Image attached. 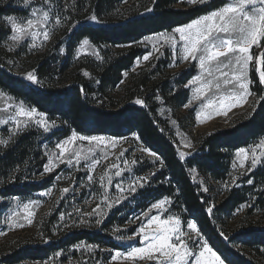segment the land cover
<instances>
[{
    "label": "rangeland",
    "instance_id": "374dc122",
    "mask_svg": "<svg viewBox=\"0 0 264 264\" xmlns=\"http://www.w3.org/2000/svg\"><path fill=\"white\" fill-rule=\"evenodd\" d=\"M50 3L52 5L51 15L53 17V20H50L49 22L51 25L50 31L52 33L51 39L47 42H43L41 46V37L37 41V47H32L31 40L26 39L25 41H21L18 46L13 47L12 41L10 40V25L5 20L9 15L5 14V9L7 7L20 9V14L10 16L26 20L27 18H31L32 8L41 6L46 8L47 6L44 4V0H33L28 6H25L24 0H0V28L4 31V38L0 42V62L12 74L24 79L30 84L33 83L26 79V74L29 71H33L38 77V82L33 85L46 87L50 86V78H47L44 75L42 78H39L36 73L37 69L44 63L51 61L58 52L61 54L64 53L63 46L61 48L59 47L66 41L68 32L73 28L72 25L77 21L80 25H105L104 22L98 19L97 21H92L90 19L93 14L90 13L88 0H50ZM127 6L128 5L120 6L115 9L112 13L113 19L116 21L125 19L130 16V13L135 11H128ZM137 8H139V5L136 6V9ZM57 15L60 16L62 20L60 25L54 24V18ZM172 31L173 30L162 33L170 34ZM159 34L148 36L129 46L142 52L141 57L138 58L141 63L137 66L136 60L134 66L130 70L124 72L127 73V76L123 74L121 82L122 88L120 87V89L112 91V94L115 100L121 104L128 102L135 103L137 98L145 101V105L142 106H146L148 103H153L151 101H154V103L158 105V116L164 123L163 128L172 136L176 143L178 153L183 151L187 154L183 158L186 159L197 151L199 142L203 137H206L215 131L230 129L239 122L247 120L254 113L260 98L252 91V85H254L253 77H259V75L255 68L250 66L249 78L252 83L249 85V89L252 94L249 95L247 103L233 108L227 116L213 115L211 119L202 123L198 122L196 120V113L200 110L199 105L202 102H206V98L204 101H194L190 107L185 108L184 105L192 98V88L195 86L189 85V87H185L189 81L184 85H180L185 74H187V71H194V77L200 73L198 62L191 60L188 62L181 61L180 52L177 53V57L174 61L170 46L167 44L161 46L162 42L156 39ZM176 35L178 36V34ZM81 43L72 54V58L69 62V70L66 72L65 77L62 78V80L64 79L63 86H68L72 81H75L79 73L84 74L86 71L89 73L87 76L89 78L94 75V73L98 74L99 70L105 65V56H109L112 53L123 52L127 49L125 47L117 48L107 45H97L90 41V46H85V48L81 50ZM153 44L160 49L159 52H154ZM10 47L11 50H9ZM149 52H153V55L148 61H143V56L147 55ZM260 52H264V41L261 42V47L257 48L253 46L251 49V53L254 57ZM160 53H163V55L161 56ZM156 57H159V59ZM173 63L176 64L175 67L172 66ZM255 63L254 60L253 64ZM84 67H89L91 71L86 70ZM260 67L261 70H264V65H261ZM57 79L58 82H60L59 80L61 77H58ZM55 81L57 82V80ZM260 84L264 85L261 82ZM180 86L183 90H188V102L185 104H179V100L174 99L166 101L163 98L162 93L165 92L168 93L169 97H171V95L177 96L178 93L176 90ZM0 92L4 94L3 96H0V109H3L8 105L12 106L8 108V113L0 112V119H5L8 114L13 113V109L22 101L14 98L1 88ZM209 95H211V93H209ZM157 97H160V99H157ZM23 104L26 108H34L27 106L25 103ZM20 119L22 122L26 120V118L23 117ZM46 119L49 125H51V122L53 121L56 125L55 127H51V130L48 132H44L42 127L35 124V118L28 122L27 127H24L22 123L19 129H16L11 121L6 125L0 124V139L8 141L6 146L0 145V153L8 149L14 139L23 135L27 131H31L32 137L35 138V141L32 144V155H35L34 153L38 152L39 158L33 156L27 163V167L22 169V181L24 183L40 184L45 180H49L47 189L34 193L32 196H28V198L20 196L4 199L0 198V262L6 254L11 253L14 250L35 247L37 245H47L49 242L61 239L71 232L84 229L101 231L102 225L108 220L109 216L112 215L110 225L104 228L102 232L104 231L106 235L124 245L125 248L123 250L111 249L100 244L80 242L78 244L84 245L83 248L77 249L75 247L77 244H75L68 247L66 250L58 252L59 255H57V253L47 260L37 262L26 260L20 264H85V262H87V264H131L130 261L119 258L117 260H112L111 257L116 251L126 253L130 251L132 247L143 246L140 237H135L131 241L127 240V237L133 236L141 225V220H136V217H142V213L154 203L150 198H147V195H149L152 192L151 190L159 183L157 179L159 174L163 171L164 166L160 167V162L155 160V157L138 150L140 147H147L144 146L141 139H135V137L138 136L137 134H132L124 138L109 135H92L105 137L106 140L116 139L120 142L115 148L109 147L106 149V160L104 159V152H102L100 148L96 149L95 158L100 159L101 163L95 167L93 172H90L86 162L81 160L80 164L76 167L67 164H60L59 167L54 169V171L45 173L44 167L48 164L49 154L53 152L58 154L59 150L55 145L69 138L73 131L70 130L68 136L59 138L60 135L63 134L61 130L68 129L64 126L67 124L61 122L59 118L54 119L47 115ZM173 121L176 123L173 124ZM65 132L66 130H64V133ZM57 133H60V135H57ZM79 134L84 135L81 133ZM9 137H11V139H9ZM260 140H264V136L245 148L249 150L247 153L249 157L248 159H245L243 155L238 157L236 155L238 150L233 154L230 171L225 181L213 182L209 176H203L197 171H192L194 180L200 182L208 189V191H211L214 197H216L215 201L221 200L223 195L228 193L229 188H242L245 179H254L253 175L264 169V156H261L255 169L248 171L251 166L252 149ZM93 144L94 142L90 144L88 141L78 140L73 147L86 150L88 147H92ZM185 144H190L191 146L185 147ZM124 149H127V151L124 152V156L120 160H117L116 157L119 156L120 152ZM261 151H264V148H256V154L258 156ZM123 160H128L129 162L136 160L137 163L130 164V170H126L122 177L113 176L115 169H110L107 172V175L113 176V186L110 188L108 195L110 200L115 199L120 195H128V199L123 200L120 204H114L113 207L109 209L107 208L106 203L103 202L104 189L100 187L99 177L104 175L105 170L113 163H118L123 167ZM234 164L235 167H233ZM241 164H243V167H241ZM153 172L155 175H150V173ZM89 174L93 175V181L91 182L87 179ZM137 176L148 177V180L143 188L138 189L134 198L127 192L123 194L119 193L114 187L116 182L122 180L123 186L126 188L129 181ZM233 177H236L234 183L232 182ZM225 182L228 183L227 188L224 186ZM64 188H69V192L64 193L62 191ZM45 193H47V195H45ZM165 197H162L161 199ZM168 198H170L172 203L171 205H166L169 211L164 214V217L169 214L177 215L173 197ZM251 200L252 199H249L239 208L237 211L238 215L245 214L247 205L251 204ZM30 201L37 202L36 204L31 205L29 209V211L35 213V215L31 217V224H29L26 219L27 212L23 207V205L29 204ZM97 204L101 205L100 211L104 213L103 222L100 225H96L95 223V220L98 217H88L84 215V213L91 212ZM143 207H145V210H143ZM14 213H19V215H14ZM151 214H156L155 210ZM61 216L64 217L63 220L61 219ZM10 217L11 219H9ZM239 217L241 218L242 216ZM248 217L252 221V224L257 223L258 225L264 226V211L263 215L257 211L249 214ZM81 220H87L88 224H81ZM129 221H134V223H129ZM188 222H192V220H189ZM21 224L23 227L19 226ZM232 224L234 225L235 222H232ZM186 225L187 224L182 220V230L189 231ZM117 228L120 229L119 232L115 231ZM192 235L193 237L195 236L194 233ZM116 236H123L124 240H117ZM204 239L206 238L204 237ZM189 243L191 244V241ZM88 245H95L98 247L89 251L87 247ZM139 264H151V262L145 261L139 262Z\"/></svg>",
    "mask_w": 264,
    "mask_h": 264
},
{
    "label": "trees",
    "instance_id": "16d2710c",
    "mask_svg": "<svg viewBox=\"0 0 264 264\" xmlns=\"http://www.w3.org/2000/svg\"><path fill=\"white\" fill-rule=\"evenodd\" d=\"M228 2L210 0L192 6L186 0H88L90 13L105 25H80L78 21L72 25L66 41L59 47L63 46L64 53L58 52L51 61L37 69L39 78L43 75L50 78V86L30 84L12 74L0 62V88L27 106L67 124L64 126L68 129L61 130L62 135L57 133L59 138L68 136L70 130L88 136L109 135L118 138L137 134L144 146L155 152L164 163V169L157 179L159 183L147 198L155 202L165 196L173 197L177 215L185 224L189 220L195 221L201 234L226 264H264V226L252 224L248 217L257 211L263 215L264 169L256 172L254 179H245L246 184L242 188H229L228 193L218 201H215L216 197L211 191L205 192V187L192 176L194 169L200 175L209 176L213 182L227 179L233 154L264 136V99H260L256 110L247 120L203 137L197 151L182 159L172 136L163 128L164 123L158 116V105L154 101L146 106L129 102L121 104L112 94V91L122 88L124 72L130 70L142 55L138 49L129 46L148 36L189 24ZM125 5H128V11H135L125 19H113V11ZM137 5L139 8L136 9ZM148 8L152 11H147ZM20 12L15 7L5 9V14L9 16ZM3 38L4 31L0 28V42ZM84 39L97 45L127 49L105 56V65L98 74L94 73L89 78L79 73L75 81L63 86L62 78L69 70L72 54ZM84 68L91 71L89 67ZM186 73L180 85L195 75L192 70ZM58 77H61L60 82ZM253 81L252 91L259 98L264 96V85L260 84L259 77L254 76ZM176 92L177 96L169 97L167 92L162 96L166 101L179 100V104L188 102V90L180 86ZM34 141L32 132L27 131L0 153V198H28L48 188L49 180L37 184L24 183L21 179L22 169L27 167L33 156L36 158L39 155L38 152L32 155ZM249 179H253L252 184L247 183ZM249 199H252L251 204L247 205L245 214L238 215L239 208ZM209 206H213L211 214L207 212ZM111 219L112 215L102 225L101 231L84 229L71 232L47 245L14 250L6 254L0 263L44 261L80 242L123 250L124 245L102 232L110 225Z\"/></svg>",
    "mask_w": 264,
    "mask_h": 264
},
{
    "label": "snow or ice",
    "instance_id": "6c2138e0",
    "mask_svg": "<svg viewBox=\"0 0 264 264\" xmlns=\"http://www.w3.org/2000/svg\"><path fill=\"white\" fill-rule=\"evenodd\" d=\"M33 0H24L25 6L30 5ZM210 0H186L189 5L204 4ZM46 8L34 7L31 11V18L19 19L17 17L8 16L5 18L6 22L10 25L12 46H18L21 41L26 39L31 40V46L37 47V41L42 37L41 46L43 42L51 39L50 20H53L51 15L52 5L50 0H44ZM147 11H152L148 8ZM92 21H97V17L92 15ZM62 20L60 16H55L54 24L60 25ZM178 34V36L176 35ZM151 39V38H147ZM156 39L170 46L173 60L175 61L177 53L180 52V59L183 62L189 60L198 62L200 73L194 78L189 80V85H194L192 88V98L184 105L188 108L194 101H204L199 105V111L196 113V120L204 122L211 119L213 115H224L235 107L247 103L250 92L249 85L252 81L249 78L250 66L254 67L259 75V80L264 84V70H261V65H264V52H260L257 56H253L251 49L253 46L261 47V42L264 41V0H230L224 6L211 11L209 14L200 16L198 19L192 20L191 23L175 27L172 33H160ZM85 46H90V41L84 39L80 45L81 50ZM11 50V47L9 48ZM154 52H159L160 49L153 44ZM98 55V54H97ZM153 55L149 52L143 56V61H148ZM162 56L163 53H160ZM159 59V57H156ZM255 60V64L253 61ZM140 59H137L136 64L139 66ZM176 66L175 63L172 65ZM88 76V72H84ZM127 76V73H124ZM26 79L33 84L38 82V77L33 71L26 74ZM211 93V95H209ZM4 94L0 92V96ZM160 99V97H157ZM264 99V96L260 97ZM135 103L138 105H145L143 99L137 98ZM7 107L0 109V112L8 113ZM21 117L26 118L23 122ZM35 118V124L42 127L44 132L51 130L55 127V122L51 125L47 122L46 114L39 112L36 108H26L21 102L13 109L12 114H8L5 119H0V124H8L10 121L14 124L16 129H19L23 123L24 127L28 126V122ZM176 122L173 121V124ZM11 139V137H9ZM135 139L139 140V136ZM88 141L93 144L92 147L85 149L74 148L76 141ZM8 141L0 139V145H7ZM120 142L116 139L106 140L101 136H84L77 133L75 130L71 132V136L66 140L59 142L55 147L59 153H50L48 164L44 167L45 173L54 171L60 164H67L76 167L80 164L81 160L85 161L90 172L95 170V167L101 163L100 159H96V149L100 148L104 152V159H107V151L109 147L115 148ZM102 146V147H101ZM185 147H190V144H185ZM256 148H264V140L252 149L251 166L248 171L255 169L261 156H264V151L256 154ZM141 152H146L148 155L155 157V160L160 162V167L164 166L163 161L155 153L147 148L140 147ZM124 149L116 157L120 160L124 156ZM248 149L241 148L236 155L238 157L244 156L248 159ZM83 153V155H82ZM67 154V155H66ZM183 159L187 154L183 151L179 153ZM55 161V162H54ZM136 160L129 162L123 160V167L118 163H113L105 170V174L99 177L100 187L104 189L103 202L106 203L107 208L113 207L114 204H120L123 200L128 199V195H120L115 199L110 200L108 192L113 186V176L122 177L126 170H130V164H136ZM235 167V164L233 165ZM243 167V164H241ZM110 169H115L113 176L107 175ZM193 171H195L193 169ZM155 175V173H150ZM89 182L93 181V175L87 176ZM148 177L137 176L130 180L127 187L123 186V181L115 183L116 190L123 194L127 192L133 198L139 188H143L147 182ZM236 177H233L234 183ZM247 183L252 184L253 180L249 179ZM225 188L228 183L225 182ZM64 193L69 192V188L62 190ZM207 192L208 189L204 188ZM47 195V193H45ZM36 201H30L29 204L23 205L27 212L26 219L28 223H32L31 217L35 215L33 211H29L30 206L36 204ZM170 198L165 197L157 202L152 203L146 211L142 213V217H136V220H141V225L133 236H128L127 240L131 241L135 237H140L143 246L132 247L130 251L121 253L116 251L111 257L112 260L123 259L130 261L131 264H139V262H151V264H225L224 259L213 250L208 241L204 239L195 221L188 222L186 227L189 231L182 230L181 217L174 214H169L164 217V214L169 211L166 205H171ZM101 205L97 204L91 212L84 213L88 217H98L95 220L96 225L103 222L104 213L100 211ZM155 210L156 214H151ZM79 211V210H77ZM213 206L207 208V212L211 214ZM19 215V213H14ZM164 217V218H162ZM11 219V217L9 218ZM63 220L64 217L61 216ZM81 224L87 225V220H81ZM134 223V221H129ZM23 227V225H19ZM115 231L119 232L117 228ZM195 234L193 237L192 234ZM223 236L224 234L221 233ZM228 239L227 236H224ZM117 240H124L123 236H116ZM191 241V244L189 243ZM77 249L83 248L84 245L77 244ZM88 250L98 247L95 245H88ZM198 249V250H197ZM59 255V253L57 254ZM87 264V262H85Z\"/></svg>",
    "mask_w": 264,
    "mask_h": 264
}]
</instances>
